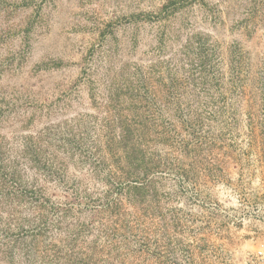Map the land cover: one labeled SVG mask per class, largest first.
Here are the masks:
<instances>
[{
    "label": "rangeland",
    "instance_id": "1",
    "mask_svg": "<svg viewBox=\"0 0 264 264\" xmlns=\"http://www.w3.org/2000/svg\"><path fill=\"white\" fill-rule=\"evenodd\" d=\"M0 264H264V0H0Z\"/></svg>",
    "mask_w": 264,
    "mask_h": 264
}]
</instances>
